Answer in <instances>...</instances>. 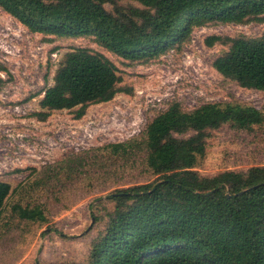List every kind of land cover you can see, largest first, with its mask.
Masks as SVG:
<instances>
[{
  "label": "trees",
  "instance_id": "16d2710c",
  "mask_svg": "<svg viewBox=\"0 0 264 264\" xmlns=\"http://www.w3.org/2000/svg\"><path fill=\"white\" fill-rule=\"evenodd\" d=\"M119 1L0 0V7L33 33L93 37L131 63L149 62L189 42L199 27L264 23V0H132L140 6ZM217 41L228 49L213 60L214 69L240 87L264 91V31L256 37L210 36L207 45ZM120 82L108 57L74 47L64 53L32 115L46 120L54 110L76 109L81 118L88 106L112 100ZM263 121L262 111L250 104L205 102L184 110L174 102L147 124L140 141L104 145L114 156L141 148L155 178L97 198L104 212L93 213L92 220L101 228L85 259L72 264H264V165L214 175L196 170L210 130L226 124L249 130ZM42 182L36 178L12 189L0 179V218L12 193L47 183ZM11 212L21 220H47L44 206L34 200L13 203Z\"/></svg>",
  "mask_w": 264,
  "mask_h": 264
},
{
  "label": "rangeland",
  "instance_id": "374dc122",
  "mask_svg": "<svg viewBox=\"0 0 264 264\" xmlns=\"http://www.w3.org/2000/svg\"><path fill=\"white\" fill-rule=\"evenodd\" d=\"M123 6H140L120 0ZM109 10L112 6L106 4ZM264 23L216 24L196 28L189 42L174 46L146 63H131L111 53L93 37L55 38L31 32L0 7V179L14 189L40 178L42 186L12 193L0 218V264H72L85 259L101 228L92 214L103 209L97 198L155 176L146 169L144 151L114 156L108 143L144 137L147 124L178 102L192 110L205 102L250 104L264 114V91L240 87L219 74L213 60L228 49L210 36L256 37ZM86 47L102 53L118 68L120 92L107 102L75 110H54L46 120L40 93L53 83L65 52ZM60 164V165H59ZM58 165V166H57ZM264 165V121L249 130L229 125L210 130L206 154L196 170L214 175ZM60 166L62 168L60 169ZM18 169H21L19 171ZM34 200L44 206L45 222L26 221L11 212L13 203ZM105 208L112 204L103 202Z\"/></svg>",
  "mask_w": 264,
  "mask_h": 264
}]
</instances>
